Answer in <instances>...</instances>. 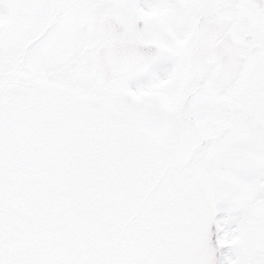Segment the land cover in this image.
I'll return each instance as SVG.
<instances>
[{"label":"snow or ice","instance_id":"1","mask_svg":"<svg viewBox=\"0 0 264 264\" xmlns=\"http://www.w3.org/2000/svg\"><path fill=\"white\" fill-rule=\"evenodd\" d=\"M0 264H264V0H0Z\"/></svg>","mask_w":264,"mask_h":264}]
</instances>
